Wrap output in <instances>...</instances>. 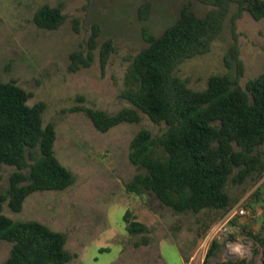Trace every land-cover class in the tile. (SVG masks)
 <instances>
[{"label":"rangeland","instance_id":"obj_1","mask_svg":"<svg viewBox=\"0 0 264 264\" xmlns=\"http://www.w3.org/2000/svg\"><path fill=\"white\" fill-rule=\"evenodd\" d=\"M146 1L151 2L150 13L140 20L137 9ZM186 1H191L199 16L211 8L198 0H0V79L15 80L31 92L28 104L45 103L43 123H53L56 132L54 155L74 176L64 190L32 192L19 212L4 202L2 213L13 221L36 220L64 232L65 249L72 254L65 264H202L206 257V253L197 259L193 256L209 227L226 210L179 213L151 193L135 194L125 188L126 182L143 171L128 157L132 137L140 129L159 136L167 126L152 122L138 110L139 122L120 123L100 132L83 111H68L74 105L110 114L134 108L120 92L130 59L147 45L141 27L146 25L159 35L175 21ZM45 3L60 4L66 15L55 30L39 28L33 22L34 12ZM235 10L232 3L221 33L206 53L186 59L176 68L175 74L191 89H204L210 75H234V66H228L224 56L233 42L230 16ZM75 17L80 20L78 32L73 30ZM93 22L101 27L99 43L111 39L114 51L103 72L98 50L90 67L69 72V53L85 49ZM236 34L244 64L239 84L244 86L248 79L264 73V18L255 20L244 12L236 20ZM14 170V166L0 165V192L8 187ZM227 192L230 207L242 205L247 213L234 218L231 232L218 241L209 264L227 259L264 264V246L252 237H264V172L241 184L229 181ZM127 211L147 230L129 233L124 220ZM10 247V242L0 240V264Z\"/></svg>","mask_w":264,"mask_h":264},{"label":"trees","instance_id":"obj_2","mask_svg":"<svg viewBox=\"0 0 264 264\" xmlns=\"http://www.w3.org/2000/svg\"><path fill=\"white\" fill-rule=\"evenodd\" d=\"M211 8L197 15L191 1L183 3L175 21L159 35L143 25L141 34L147 43L131 59L124 74L120 97L132 107L115 113L74 105L70 112L83 111L94 128L106 132L120 123H137L140 110L167 128L159 136L140 129L130 141L129 160L143 169L125 183L128 192H148L173 211L198 213L203 209L227 210L232 199L227 192L229 181L241 184L264 172V73L239 79L244 64L239 57L236 20L247 12L253 19L264 18V0H198ZM236 10L230 16L233 42L224 56L234 75H210L206 87L194 90L175 74L186 59L206 53L221 33L231 4ZM151 2L139 5L137 16L148 18ZM34 24L55 30L66 15L61 5L43 4L33 14ZM79 18L72 20L79 31ZM100 24L93 22L84 41L85 49L69 53L67 70L76 72L90 67L97 52L104 71L114 51L111 39L99 43ZM31 92L15 80L0 79V165L14 166L8 187L0 192V240L11 243L9 255L2 264H65L72 254L65 249L66 234L36 220L13 221L2 213V205L15 212L22 209L25 198L34 191L64 190L74 182L70 170L54 155V124H44L45 103L28 104ZM79 100L83 98L78 96ZM256 191H254V194ZM126 230L140 233L147 226L124 215ZM264 246V237L252 235ZM219 243L213 241L202 264ZM244 260L227 259L217 264H242Z\"/></svg>","mask_w":264,"mask_h":264},{"label":"built area","instance_id":"obj_3","mask_svg":"<svg viewBox=\"0 0 264 264\" xmlns=\"http://www.w3.org/2000/svg\"><path fill=\"white\" fill-rule=\"evenodd\" d=\"M246 213V207L242 205L228 208L224 214L209 227L205 236L201 239L193 257L198 258L205 254L213 241L218 242L222 237L227 236L231 232L234 218L245 216ZM193 257H191V260Z\"/></svg>","mask_w":264,"mask_h":264}]
</instances>
